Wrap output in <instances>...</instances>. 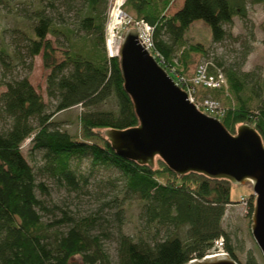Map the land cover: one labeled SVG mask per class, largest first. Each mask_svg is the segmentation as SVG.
Masks as SVG:
<instances>
[{
    "label": "trees",
    "instance_id": "16d2710c",
    "mask_svg": "<svg viewBox=\"0 0 264 264\" xmlns=\"http://www.w3.org/2000/svg\"><path fill=\"white\" fill-rule=\"evenodd\" d=\"M87 10L78 29L93 35L92 45L75 41L76 31L54 24L42 9L34 11L35 25L28 36L29 58L43 54L50 70L47 93L57 101L55 111L82 105L80 132L75 138L56 128L42 95L27 78L7 84L0 97V264H110L99 237L88 228L74 224L67 233L51 240L40 210L46 208L36 195L37 184L32 167L22 153L23 142L31 138V151L44 152L48 173L71 191H78L88 178L71 168V159H90L95 167L117 170L125 179L128 195L142 202L140 217L149 227L166 229L165 238L152 243L134 242L121 234L118 264H187L202 259L214 240L223 237L228 255L242 264L231 246L230 235L222 227L226 207L233 204V184L198 173L178 175L160 158L153 168L118 156L105 137L106 130H126L139 124L134 104L125 92L119 59L105 49V17L99 11L104 0H83ZM174 0H125L124 14L132 21L143 20L153 28V50L160 65L186 90L190 55L206 53L200 43L186 46V33L196 21L211 29L214 43L224 41L226 25L235 17L247 19L249 0H185L181 9L169 15ZM258 1V0H255ZM63 36L68 49L59 52L48 36ZM181 51L175 62L173 55ZM59 55V56H58ZM8 54L0 49V64ZM210 74L216 73L208 68ZM226 88L197 91L217 100L223 115L220 121L232 135L245 123L251 124L264 143V98L254 110L245 98L244 82L227 73ZM181 79V81H178ZM113 100L115 110L94 107ZM253 198L249 215L253 213ZM172 231V232H171ZM182 232L184 235H181ZM246 264H259L250 256Z\"/></svg>",
    "mask_w": 264,
    "mask_h": 264
},
{
    "label": "rangeland",
    "instance_id": "374dc122",
    "mask_svg": "<svg viewBox=\"0 0 264 264\" xmlns=\"http://www.w3.org/2000/svg\"><path fill=\"white\" fill-rule=\"evenodd\" d=\"M115 1L104 0L99 6V11L105 17L106 40ZM124 3L125 0L121 6L123 19L117 26L120 38L131 28L122 9ZM179 5L180 0H175L171 9H176ZM36 9H42L53 19L55 25L74 29L77 43L90 46L93 43V35L78 29L79 21L87 10L83 0H0V49L6 50L8 54L6 65L0 64V97L6 92L7 84L27 78L47 104L53 125L78 138L79 117L84 111L82 105L56 112L57 101L47 93L50 70L44 68L43 54L34 58L28 56V36L35 25ZM225 29L227 38L214 43L211 29L205 22L196 21L191 25L185 36L187 48L191 44L200 43L206 53L190 55L188 76L193 77L201 63L207 64L211 71L219 70L224 75L233 73L244 82L243 95L251 100L252 107L256 110L264 98V0H249L247 19L235 17L233 23L226 25ZM48 38L60 53L68 49L63 36L49 35ZM117 41L112 50L108 48L112 55L117 52ZM104 49L108 54L105 45ZM173 58L177 62L181 58V51H177ZM206 97L208 96L198 92L196 100L201 102ZM94 109L115 110V102L111 100ZM7 125V122H0V129L8 127ZM30 148L31 138H28L23 142L21 150L32 167L36 183L43 184L46 188L44 192L37 189L36 195L46 208L39 213L42 222L47 225L51 240L67 233L76 223L86 228L89 224L87 232L92 237L100 238L110 264H118L121 234L134 242L152 243L154 239L165 238L166 229L158 231L141 219L142 202L127 194L125 179L117 170L95 167L90 159L73 158L71 168L78 175L86 176L88 182H82L78 191H71L48 173L44 152L31 151ZM231 198L234 203L226 207L222 219V227L231 238L230 244L242 264H246L250 256H254L259 264H264V257L250 232L252 217L249 215V201L253 198L254 202L251 183L233 185ZM242 198L246 200L245 203L241 201ZM180 234L184 235L182 232Z\"/></svg>",
    "mask_w": 264,
    "mask_h": 264
},
{
    "label": "water",
    "instance_id": "95a60500",
    "mask_svg": "<svg viewBox=\"0 0 264 264\" xmlns=\"http://www.w3.org/2000/svg\"><path fill=\"white\" fill-rule=\"evenodd\" d=\"M111 57L119 59L124 89L139 120L136 127L104 132L115 153L151 168L158 157L181 176L198 173L233 185L251 183L250 232L264 257V143L260 134L245 123L232 135L219 119L199 110L140 44L136 28L126 30ZM187 264L238 263L224 254Z\"/></svg>",
    "mask_w": 264,
    "mask_h": 264
},
{
    "label": "built area",
    "instance_id": "2783aa9c",
    "mask_svg": "<svg viewBox=\"0 0 264 264\" xmlns=\"http://www.w3.org/2000/svg\"><path fill=\"white\" fill-rule=\"evenodd\" d=\"M127 24L130 27L137 29L140 44L145 49H147L160 64V56L153 50V28L143 20L132 21L129 19ZM112 35L115 40H118V42L122 39L118 37L117 27L115 29H112ZM110 36L111 33L109 32L108 38L106 40V49L108 51V55L111 57L112 54H110L108 49V40L110 39ZM178 81H181V79H178ZM226 86V78L222 71L217 70L216 73L210 74L208 72V65L205 63H201L197 66L195 74L191 79V84L186 86L185 91L188 93L190 101L194 103L199 110L220 120V117L223 115V109L220 103L211 97H206L201 102H199L196 100V93L198 89L220 90L223 87L226 88ZM241 201L243 203L246 202V200L243 198L241 199ZM224 254L228 255L224 238L220 237L213 241L211 248L209 249L206 256H219Z\"/></svg>",
    "mask_w": 264,
    "mask_h": 264
},
{
    "label": "bare ground",
    "instance_id": "6f19581e",
    "mask_svg": "<svg viewBox=\"0 0 264 264\" xmlns=\"http://www.w3.org/2000/svg\"><path fill=\"white\" fill-rule=\"evenodd\" d=\"M123 2L124 0H116L114 8L111 12V21L109 24V32L111 33V36H110V39L108 40V48L110 50H112L114 45L116 44V40L113 38V35H112V29H115L118 25H120L123 19V15L121 13V6ZM118 43L119 42L117 41V45Z\"/></svg>",
    "mask_w": 264,
    "mask_h": 264
},
{
    "label": "crops",
    "instance_id": "0c3cea01",
    "mask_svg": "<svg viewBox=\"0 0 264 264\" xmlns=\"http://www.w3.org/2000/svg\"><path fill=\"white\" fill-rule=\"evenodd\" d=\"M175 2V0L173 1V3ZM184 2H185V0H180V5L178 6V8H176V9H171V6H170V8H169V10H168V14L169 15H173V14H175L179 9H181V7L183 6V4H184ZM172 3V4H173Z\"/></svg>",
    "mask_w": 264,
    "mask_h": 264
}]
</instances>
